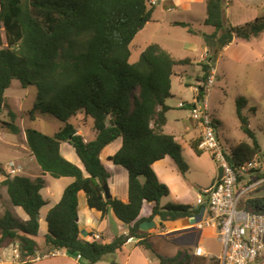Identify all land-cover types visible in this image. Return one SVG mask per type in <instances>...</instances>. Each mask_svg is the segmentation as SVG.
Segmentation results:
<instances>
[{"label": "trees", "instance_id": "1", "mask_svg": "<svg viewBox=\"0 0 264 264\" xmlns=\"http://www.w3.org/2000/svg\"><path fill=\"white\" fill-rule=\"evenodd\" d=\"M204 1V25L213 31L201 34L208 54L200 64L202 81L209 76V62L234 38L249 40L264 31V16L242 26H232L224 18L222 0ZM153 12L154 7L147 0H0V31L4 32L6 44L1 48L0 37V116L5 111L4 119H0V131L19 133L14 123L16 115L7 110L4 101V92L11 81L17 80L23 88L35 87V101L28 111L30 120L36 114L46 113L62 125L51 136L26 128V145L43 174L54 179L73 178L59 202L47 212L40 256L64 250L69 256L79 255L83 264H95L115 254L129 238H135L154 254L159 264L190 263L186 251L178 252L173 258L159 255L139 230L142 222H149L155 216L164 222L194 213L189 205H159L169 190L152 168L154 162L169 157L181 174L187 170L180 145L173 136L164 133L163 127L169 110L165 100L171 97L173 67L189 60H176L158 44L150 43L135 63H129V45L151 21ZM202 94L200 87L199 96ZM244 104L243 98L237 100L236 115L249 142H239L224 154L231 167L259 159L260 155L254 133L241 114ZM78 115L85 122L91 120L92 140L85 141L77 134V126L71 119ZM117 139L121 140V146L108 160L127 172L126 203L103 197L109 173L99 155ZM61 143L73 148L85 174L62 157ZM198 144L192 142L190 146L201 155ZM0 174L4 176L0 185L5 188L10 204L21 208L27 216V220L21 221L8 210L3 213L0 247L17 244L18 258L13 264H32L40 251L34 238L39 228V210L46 204L39 192L43 181L21 175L9 177L1 168ZM79 191L85 194L90 209L102 215L111 210L127 225V234L115 237L110 243L81 239L77 226ZM145 203L154 205L147 217L138 218ZM245 209L264 212V197L249 199Z\"/></svg>", "mask_w": 264, "mask_h": 264}, {"label": "rangeland", "instance_id": "2", "mask_svg": "<svg viewBox=\"0 0 264 264\" xmlns=\"http://www.w3.org/2000/svg\"><path fill=\"white\" fill-rule=\"evenodd\" d=\"M147 1L155 9L152 22L147 24L142 31H139L129 45L131 53L129 63H135L140 53L150 43L158 44L175 58H189L190 63L173 67L175 72L181 70L182 73L177 77L174 74L171 76L170 92L173 95L165 100L167 104L186 100L184 109L189 112V104L196 94L194 88L198 87L197 83L203 84L205 82L201 80V65L196 63L202 54L201 34H210L212 28L200 22L201 16L204 15L202 6H196L191 12L185 13L181 10L167 11L169 7H172L167 0ZM222 4L224 18L232 26H242L264 16V0H222ZM184 18L190 22L187 27L170 24L173 20L177 22L186 20ZM188 29L196 34L189 32ZM0 37L3 42L1 48H5L3 30L0 31ZM207 56L203 58L201 64L206 61ZM209 64V76L214 71V82L207 93L208 96L207 94L206 96L210 115L223 152L228 154L229 150L239 142H249L236 115V102L243 98L245 104L241 108V114L245 117L247 127L254 133L260 146L259 161L264 169V31L249 40L234 38L232 43L226 49L221 50ZM194 80H198L195 85ZM186 84L194 85V87H188ZM35 95V87L23 88L17 80H12L4 92L7 110L15 113L14 123L19 128V133L16 135L0 131V168L9 177L15 175L8 172L6 165L16 162L13 147H22L23 145L27 147L26 139L24 140L26 128H33L51 136L62 125L59 120L46 113L36 114L34 120H30L28 111L32 108ZM185 114L188 113L185 112ZM4 117L5 111L0 119H4ZM171 117L172 115H170ZM71 121L77 127L86 125L85 127L89 128L87 126L88 121L85 122L82 115H78ZM185 139L187 140V137ZM176 140L181 146V155L187 166L185 179L190 189V196L195 200L199 188H206L211 185L214 179L216 161L209 151L203 150L201 155L197 156L187 141L185 142L180 137H176ZM3 179L4 176L0 174V183ZM2 189L5 188L0 185V193L3 192ZM249 195L264 196V185L251 191ZM17 210L18 213L24 215L20 208Z\"/></svg>", "mask_w": 264, "mask_h": 264}, {"label": "crops", "instance_id": "3", "mask_svg": "<svg viewBox=\"0 0 264 264\" xmlns=\"http://www.w3.org/2000/svg\"><path fill=\"white\" fill-rule=\"evenodd\" d=\"M167 2H170L172 5V7H169L167 11L181 10L182 12L188 13L191 12L194 7L202 6L204 15L201 16L200 22L204 24V0H167ZM152 17L151 21L147 22L144 27L152 22ZM174 23L190 24L189 20L187 19L181 20L179 22L175 20L170 22L171 25H174ZM144 27L140 31H142ZM229 45H227L223 49H226ZM201 47L202 54L199 57V61L196 62L197 64H201L203 58L207 56V49L204 47L203 42L201 43ZM169 54L172 56L171 53ZM175 59L182 60L179 58ZM187 59L190 63V59ZM172 71L175 77L179 76L182 73L181 70L176 72L174 70ZM197 81L198 80H194V85ZM186 85L188 87H194V85L191 86V84ZM171 95L173 94L171 93ZM185 102L186 100H180L177 101V103L173 102L171 104H167L165 102V105L169 107V110L165 114L166 122L163 127V131L165 134L173 136L176 142V137H180L184 139L185 142L187 141L188 144H191L192 142L200 143L201 128L199 124L190 117V113L188 111H186L184 108L178 107L179 103ZM185 112H187L188 114L186 115ZM170 115H172L171 118ZM85 126L81 125L77 127V134L82 136L85 141H90L94 138L91 120H88L87 126L89 128L87 129ZM186 137L187 140L185 139ZM120 146L121 140H115L102 149L99 158L101 163L109 173V178L106 185L109 190L110 198L126 203L128 201L127 172L121 166L114 165L108 160L109 157L113 156L119 150ZM59 151L63 158L76 165L85 174L84 169L79 159L77 158L73 148L68 143H61ZM13 155L16 156V162L14 161V164L20 169V173L18 175L25 176L32 181L38 178L42 179L43 181V186L39 192L46 204L40 208L38 214L39 228L37 236L34 239L40 247V251L35 255L36 257L40 256L39 253L42 252L41 249L43 247V237L47 230L45 222L47 212L50 208H52L59 202L63 190L66 188V186L73 182V178L62 177L59 179L51 180V176H49L48 174H43L41 172L39 166L35 162L34 157L31 155L29 149H27L25 145H23L22 147H13ZM152 168L158 176L160 182L166 185L169 190L168 196L161 198L159 201V205L161 207L170 203L189 205L194 210V213L190 216L164 222H161L160 218L158 216H155L151 221L142 222L140 224V232L146 235V238L153 250L161 256L173 258L178 252L186 251L191 257L189 264H217V258L221 254V245L217 240L216 230L214 227L204 224L209 217V212L205 205V202L203 204L196 203L200 190L207 189L213 186L216 181H218L221 175V171L217 163L214 173V179L211 185L206 188H199V192L195 200L191 198L190 189L188 187V184L186 183L185 174L187 170L184 174H181L177 170L174 162L169 157H165L162 160L154 162ZM1 191L3 192L0 193V217L3 215V213L6 211L5 209L7 208L8 211L12 212L21 221L27 220V216L24 212V215L18 213L17 209L19 207H13L10 204L5 189H2ZM253 197L264 196L249 195L243 201L242 206L245 207V203ZM153 205V203H145L139 213L138 218L147 217L150 214ZM77 226L79 237L81 239L91 241V237L93 235H98V242L102 243H110L115 237L125 235L128 232L127 225L119 221L111 210H109L105 215H102L101 212L90 209L87 206L86 197L82 191H79L77 193ZM138 241V239L130 238L125 242V244H123L120 250L115 252V254L107 256L103 260L98 261L95 264H111V262H114L116 264H159V260L154 256V254L150 250H147L143 246L139 245ZM196 248L202 249L201 255L194 254ZM54 252V254L44 255L38 260H34V257L32 260V264H83L81 259L77 260L75 256H69L64 250H58ZM17 258V244H9L0 247V264H13L15 263V261H17Z\"/></svg>", "mask_w": 264, "mask_h": 264}, {"label": "built area", "instance_id": "4", "mask_svg": "<svg viewBox=\"0 0 264 264\" xmlns=\"http://www.w3.org/2000/svg\"><path fill=\"white\" fill-rule=\"evenodd\" d=\"M213 75L214 71L203 84L197 83L189 112L190 117L201 128L198 148L212 154L221 175L213 186L200 190L196 203L205 202L209 217L204 224L216 230V237L221 245L217 264H264V212H251L242 206L251 191L264 185V176H261L263 165L258 158L235 167L228 165L217 138L206 96L214 82ZM200 87L203 89L202 96H199ZM178 107L184 108L185 104L179 103ZM7 167L12 174L20 173L19 167L12 162ZM98 240V235L91 237V241ZM201 253V248L194 251L195 255ZM40 258L42 256H36L34 260ZM75 258L79 260L80 256L76 255Z\"/></svg>", "mask_w": 264, "mask_h": 264}, {"label": "water", "instance_id": "5", "mask_svg": "<svg viewBox=\"0 0 264 264\" xmlns=\"http://www.w3.org/2000/svg\"><path fill=\"white\" fill-rule=\"evenodd\" d=\"M103 197L105 200L110 199V194H109V190L107 188V185L103 186Z\"/></svg>", "mask_w": 264, "mask_h": 264}]
</instances>
